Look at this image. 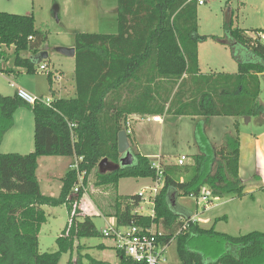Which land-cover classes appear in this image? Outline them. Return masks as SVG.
<instances>
[{"label": "trees", "instance_id": "obj_1", "mask_svg": "<svg viewBox=\"0 0 264 264\" xmlns=\"http://www.w3.org/2000/svg\"><path fill=\"white\" fill-rule=\"evenodd\" d=\"M197 6L196 0H116L115 34L74 35V97L53 99L46 105L39 100L27 103L15 93L0 94V143L12 127L18 108H29L34 124L33 151L0 153V264H58L62 253L71 254L75 240L99 235L90 216L78 220L83 190L79 188L72 194L77 174H83L85 185L92 172L96 186L112 190L105 203H96L99 211L113 217L119 225L162 227L163 235L157 240L162 244L175 242L180 264H264V231L232 236L213 227L202 228L188 216L181 220L180 214L171 209L175 197L198 195L202 188L209 189L215 197L243 194L236 135L226 133L221 143L214 146L203 123L197 121L194 140L198 152L191 156V163H161L163 184L152 199L153 217L136 212L142 199L139 194L122 195L117 191L122 178L155 179L152 159L133 153L131 165L104 172L98 167L103 158L118 163L117 134L127 130L128 114L143 111L133 106L143 99L151 80L143 82L146 84L132 101L133 106L130 103L131 107L117 105L108 98L123 87L138 89L142 84L138 74L144 69L175 79L171 84L176 85V90L165 96L168 106L165 111L162 107L155 113L206 120L214 116L254 117L264 111L258 98L259 75L264 73V43L257 36H248L243 29L233 28L229 19L224 24L225 39L212 38L230 47L236 72L200 73L197 45L206 36L197 33ZM45 40L46 34L35 27L32 14L0 11V72L15 74L14 68L20 67L33 73L35 63L21 56V52L34 55L40 52ZM2 46L13 47L9 59ZM237 48L245 52L243 59L236 55ZM183 74L187 78L178 82ZM47 80L51 84V73H47ZM129 137L127 133L128 141ZM42 156L70 160L60 178L57 196L45 195L40 190L36 167ZM75 162L77 170L71 168ZM260 189L264 193V186ZM73 203H76L74 214L56 238V250L39 253L38 233L46 221L42 206L64 204L70 214ZM115 252L117 264H145L131 260L121 250ZM67 264L107 263L85 254L70 257Z\"/></svg>", "mask_w": 264, "mask_h": 264}, {"label": "rangeland", "instance_id": "obj_2", "mask_svg": "<svg viewBox=\"0 0 264 264\" xmlns=\"http://www.w3.org/2000/svg\"><path fill=\"white\" fill-rule=\"evenodd\" d=\"M205 2L197 6V23H198V35L206 36L207 40L201 41L199 45L200 63L203 72L206 74L223 72L232 69L229 66V61L235 62L232 58L230 47L227 44L220 43L212 37H218L225 39L224 24L230 19L231 26L233 28L238 27L240 29H246L248 36H253L254 31L264 30V0H204ZM116 0H101L97 5V11L95 6V12L93 8H88V4L85 0H0V11L11 14H32L34 17V25L37 29L45 32L46 40L41 44L46 47L49 52V56L42 60L41 63L48 64L50 68L67 70V64L65 61L61 65L59 62L63 59V55L55 50L56 47L62 45H69L74 43V35L76 32H82L86 28V18H97L100 26L107 27L112 18V13H109L107 6L115 4ZM57 8V11L55 10ZM85 8L87 12L85 13ZM56 11V13H55ZM56 14V16L54 15ZM89 19V18H88ZM223 44L224 47L218 45ZM264 43V42H263ZM220 46V47H217ZM222 48V49H220ZM224 51H220L223 50ZM227 48V49H225ZM219 51L218 53L215 50ZM4 55L9 56L13 52V47H2ZM236 55H239L242 59L245 57V52L241 48L236 49ZM21 56L29 57L28 52H21ZM65 56V55H64ZM8 59L6 61H8ZM234 60V61H233ZM9 63V62H8ZM7 63V64H8ZM38 64L35 65V71L33 73L25 72L24 68H14L15 74L6 72H0V94L12 95L14 94V87H22L30 94L36 95L39 98L51 97L49 91V83L47 80V68L46 71L39 70ZM49 70V69H48ZM237 70V69H236ZM235 71V70H234ZM259 98L264 102V77L261 79V89ZM169 115H164L162 132L152 131V135H156L157 139L161 135V141L163 145V161L177 162L179 155L184 154L188 158H191V154L195 153V140L194 131L190 127L188 119H181L178 123L168 121ZM214 120H217L220 124L226 122L230 116H216ZM244 119L242 120V124ZM245 123V122H244ZM195 127V122L194 125ZM251 128L258 129L255 123L249 124ZM248 126V128H249ZM33 115L29 108L20 107L13 114V125L4 134L0 143V153H29L33 151ZM178 132V134L176 133ZM187 135L188 141L180 143L179 138H183ZM191 135V137H190ZM179 136V137H178ZM23 145H30L31 150L17 147L18 142ZM155 142V143H156ZM157 145H154V151H156ZM21 151V152H18ZM65 164L68 159H64ZM41 168L38 171V181L40 183L41 192L45 195L56 196L57 192H49L44 188V176H42ZM62 171V170H60ZM252 173L247 175L252 177ZM246 176V174H244ZM96 177L94 172L90 173L87 177V182L84 185L83 194L86 193L95 203H105L112 191L107 186H96ZM257 183L255 178L251 181ZM150 178H124L121 180L117 191L119 194H137L139 191L144 190L143 199L146 203L142 205L144 215H148L152 212L153 206L148 200L150 189L146 188L151 185ZM202 188L198 195H191L181 197L179 202L184 205L193 213L198 214L196 221L202 228L209 229L213 227L215 231L226 233L232 236H238L250 231H264V193L261 189H254L249 192L250 186L246 184L241 196H235L232 194L223 195L222 197H215L211 194L212 205L203 208V202H199ZM144 200V201H145ZM198 200V201H197ZM148 202V203H147ZM46 221L42 224L41 234L38 239V248L41 253L52 252L56 248V238L60 235L68 222V211L64 204L58 206L43 207ZM171 209L180 213L179 205H171ZM93 210V209H92ZM151 211V212H150ZM94 215L90 216L94 225L99 232L98 236L94 237H81L74 242V248L71 254L62 253L58 264H67L68 259L71 257L75 259L77 256L83 257L85 254H89L92 258L107 262H114L117 264V257L114 248L98 249L96 245L100 243L112 244V240L105 238L100 234V230L105 226V218L103 215L97 214L94 211ZM162 229V227H158ZM164 232V231H163ZM166 257L168 264H180L175 250V242L171 241L166 249ZM86 262L85 259H83Z\"/></svg>", "mask_w": 264, "mask_h": 264}, {"label": "crops", "instance_id": "obj_3", "mask_svg": "<svg viewBox=\"0 0 264 264\" xmlns=\"http://www.w3.org/2000/svg\"><path fill=\"white\" fill-rule=\"evenodd\" d=\"M204 1V0H203ZM101 2V0H85V3L88 4V8H93V12H95V6H96V11H97V5ZM205 2V1H204ZM85 8V13L87 12ZM107 9L109 10V13H112V18L111 21L109 22L107 27L100 26V23L98 22V14L97 18H92L88 17L86 18V23L85 26H87L90 29H85L82 32L86 33H103V34H115L117 32V24H116V2L115 4L113 3L111 6H107ZM57 11V8H56ZM244 31L246 29H243ZM247 31H245L246 33ZM264 32V31H261ZM259 32V33H261ZM78 33V32H76ZM258 34V33H257ZM257 34L254 33L253 36L250 37H255ZM207 40V38H205ZM204 41V40H203ZM264 42V40H261ZM218 43V42H215ZM199 45L200 42L197 45V59H198V66H199V71L202 74H206L203 72L201 68V63H200V56H199ZM218 45L224 47L223 44ZM63 47H74L73 43L69 45H62ZM217 46V47H220ZM5 47V46H2ZM1 47V50H2ZM8 48V47H5ZM222 49V48H220ZM227 49V48H225ZM40 52L46 51L47 52V57L49 56V52L46 50V47L43 45L40 46ZM215 50V49H214ZM228 50V49H227ZM217 53L219 51L215 50ZM220 51H224L220 50ZM23 52H28V51H23ZM39 53V52H38ZM38 53L36 54H31L28 52L29 58L36 64L41 63L42 60H39L38 58ZM219 54V53H218ZM46 57V58H47ZM63 59L65 60H60L59 62L62 65L63 62L67 64V70H63L62 67L58 69H53L50 68L49 65L45 64L47 66V69H49V73H51V84H49V91L51 93V98L57 99V98H72L75 96V86H74V56L73 57H68V56H62ZM248 57V56H247ZM229 61V66L232 68L229 71H225L224 67H222L223 72L225 73H235L237 69V64L236 62H232L231 60ZM234 61V60H233ZM44 64V63H43ZM235 70V71H234ZM48 73V72H46ZM260 76V88H261V79L264 77V73L259 75ZM187 78L185 74H183L178 82L183 79ZM138 79L142 82L140 87L138 86V89L136 90H130L127 87H123L119 91L114 92L109 96L108 99H110L112 102L116 103L117 105L123 104L124 106L131 107L133 106L134 98L137 97L143 90V83L146 80H151V83L149 86H147L146 92L144 93L143 99L139 101V104L133 107H137L140 110L139 112H133L130 113L126 116V121H128L129 128H130V137H129V147L132 153H139L143 156H146L152 160H158L162 164H177V162H167L165 163L163 161V145L161 141V135L157 139V142L155 141L156 135H152V131L154 132H162L163 129V120L161 122H155L152 120V117L156 114V110L161 109L162 107L164 108V111L166 107L168 106V103H165V96L169 94L171 96L173 92L176 90V85L172 87L171 81L175 80L174 78H169V77H163L159 76L156 72H148L147 69H144L143 71H139L138 74ZM22 88V87H20ZM24 89V88H22ZM145 89V88H144ZM186 91H189V84L187 85L186 88H184ZM26 90V89H24ZM28 91V90H26ZM14 93H15V88H14ZM36 96V95H35ZM259 98V97H258ZM143 101V102H142ZM259 102L262 105L264 109V102H262L259 98ZM130 103L131 106H130ZM164 114H159L162 118H164ZM173 115H170L172 117ZM169 117V118H170ZM188 119L190 122V127L193 128L194 131V122L196 123L197 121H201L204 125V131L210 142L214 146H218L221 141L223 136L226 133H230L232 135H236L239 139V161H238V175L244 185L249 184L250 189L249 192H252L254 189H260L262 186H264V111L260 113L258 116L254 117H228L230 120H226V122H222L220 124H215L218 123L217 120H214L217 118L216 116L210 117L208 119H204L202 117H197V116H183V115H176V119L173 121V123H178L179 120L181 119ZM244 119V122L242 124V120ZM255 123V125L258 126V129H253L249 124ZM249 126V128H248ZM178 134V132H176ZM179 137V136H178ZM191 137V135H190ZM180 143H184L185 141H188L187 135L184 136L182 139L179 138ZM156 142V143H155ZM189 142V141H188ZM157 145L156 151H154V145ZM30 145H23L20 141L17 144V147L19 148H25L27 150H31ZM195 147V153L198 152L197 145L194 144ZM21 152V151H18ZM192 153L191 155L195 154ZM26 154V153H22ZM184 155V154H181ZM179 155V157L181 156ZM185 156V155H184ZM178 157V158H179ZM186 157V156H185ZM177 158V160H178ZM65 157L61 156H42L37 159V167H36V177L38 179V171L41 168L42 171V176H44V188L45 190L52 192L56 191L57 195L60 190V178L63 176L65 171L67 170L68 164L70 160L68 159V162L65 164L64 162ZM185 158L184 164L191 163V158ZM62 170V171H60ZM253 174L252 177H249L250 174ZM246 174V176H244ZM249 174V176H247ZM255 178L257 180V183L251 181ZM124 179V178H122ZM118 181V186L120 185L121 180ZM39 180V179H38ZM39 182V181H38ZM152 183V182H151ZM40 186V183H39ZM146 188L152 187V184L148 187V185H145ZM41 190V188H40ZM151 192V191H150ZM56 195V196H57ZM123 195V194H122ZM128 195V194H124ZM148 197V200H150V204L153 206L152 199H153V194L149 193L146 195ZM145 196L143 194L141 202L139 204L138 209H136L137 213H142L143 207L142 205L146 203V200L143 199ZM146 198V197H145ZM181 197H175L173 205H179L180 208V219L183 220L185 216L190 217L192 220L196 221V217L198 214L193 213L190 209L185 207L184 205L180 204L179 200ZM145 200V201H144ZM148 203V202H147ZM215 204V203H214ZM213 204V205H214ZM45 205L42 206V209ZM93 209V210H92ZM44 210V209H43ZM78 210H79V216L78 220H81L83 216L88 215L92 216L94 215V211H96V215L100 214L103 215L97 205H95L94 202H92V199L89 197L88 194L84 193L80 199V202L78 204ZM152 210V209H151ZM151 212V211H150ZM151 214V213H150ZM148 214V215H150ZM104 216V215H103ZM69 217V214H68ZM105 222H111L114 221L115 219L113 217H107L104 216ZM197 222V221H196ZM94 223V222H93ZM105 223V224H106ZM41 227L38 233V239L41 234ZM170 243V242H169ZM169 245V244H168ZM167 245V246H168ZM98 249H106V248H114L113 247V242L112 244H105V243H100L96 245ZM56 248V246H55ZM56 250V249H55ZM54 250V251H55ZM39 251V248H38ZM39 253H41L39 251ZM107 264H114V262H107ZM167 264H168V259H167Z\"/></svg>", "mask_w": 264, "mask_h": 264}, {"label": "built area", "instance_id": "obj_4", "mask_svg": "<svg viewBox=\"0 0 264 264\" xmlns=\"http://www.w3.org/2000/svg\"><path fill=\"white\" fill-rule=\"evenodd\" d=\"M196 1L198 5L204 3L203 0ZM257 37L260 40H264V32L258 33ZM28 39H31V36H29ZM38 68L41 71H46L47 66L43 63H40ZM46 72L49 73L48 69ZM11 86L15 88V94L27 103L33 104L36 100H39L44 102L46 105H50L52 101L51 98H39L33 94H30L28 91L20 87H16L13 84H11ZM152 120L155 122H161L163 118L159 115H154L152 117ZM125 126L127 129L126 133L130 134L131 131L129 128L128 121L125 122ZM185 158L186 157L184 155H181L177 160V164H184ZM151 166L156 170V178L151 180L152 187H149L148 189H150L154 197L158 190L162 187L163 177L160 161L152 160ZM71 168L77 170V163L75 162L71 166ZM77 175L78 182L73 187L72 194H75L79 190V188L81 190H84V185L82 183L83 174L78 173ZM137 194L142 197L144 194V190L139 191V193ZM210 196V190L207 188L203 189V193L201 194L199 200V202L204 203L203 208H206L213 204L212 198ZM151 203L153 204V202ZM75 207L76 203H73V209L72 212L69 214V217L74 214ZM150 216L153 217V209ZM100 234L105 238L111 239L113 242L114 249L123 251V253L133 261L144 262L145 264H167L166 249L169 243L162 244L158 242L157 237L163 235V231L161 229H158L155 224H151L149 227L143 228L141 226L133 224L125 226L119 225L117 224L116 220H114L111 222H107L105 226L100 230Z\"/></svg>", "mask_w": 264, "mask_h": 264}, {"label": "water", "instance_id": "obj_5", "mask_svg": "<svg viewBox=\"0 0 264 264\" xmlns=\"http://www.w3.org/2000/svg\"><path fill=\"white\" fill-rule=\"evenodd\" d=\"M56 10V8H55ZM56 13V11H55ZM56 16V14H54ZM55 50L62 55L68 56V57H73L75 54V49L74 47H63V46H58L55 48ZM47 57V52L42 51L38 53V58L39 60L45 59ZM176 119V115L168 118V121L173 122ZM117 150L118 153L120 154L119 160L117 164H112L109 163L106 158H103L100 160L98 167L100 168L101 171H106V170H114L118 167H123L127 165H131L133 163V153L130 150L129 147V142L127 138V133L125 130H120L117 134Z\"/></svg>", "mask_w": 264, "mask_h": 264}]
</instances>
